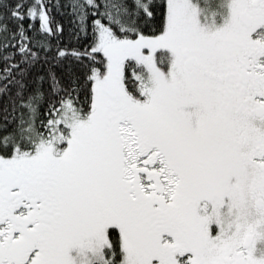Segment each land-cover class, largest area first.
I'll use <instances>...</instances> for the list:
<instances>
[{
	"label": "snow or ice",
	"instance_id": "snow-or-ice-1",
	"mask_svg": "<svg viewBox=\"0 0 264 264\" xmlns=\"http://www.w3.org/2000/svg\"><path fill=\"white\" fill-rule=\"evenodd\" d=\"M0 264H264V0H0Z\"/></svg>",
	"mask_w": 264,
	"mask_h": 264
}]
</instances>
